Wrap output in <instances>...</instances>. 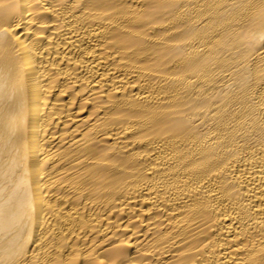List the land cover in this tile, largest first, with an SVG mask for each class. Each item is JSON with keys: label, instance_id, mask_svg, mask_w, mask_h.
<instances>
[{"label": "bare ground", "instance_id": "bare-ground-1", "mask_svg": "<svg viewBox=\"0 0 264 264\" xmlns=\"http://www.w3.org/2000/svg\"><path fill=\"white\" fill-rule=\"evenodd\" d=\"M0 264H264V0H0Z\"/></svg>", "mask_w": 264, "mask_h": 264}]
</instances>
